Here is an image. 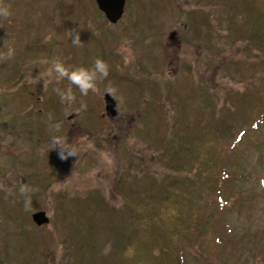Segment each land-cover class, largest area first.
Instances as JSON below:
<instances>
[{"label":"rangeland","instance_id":"1","mask_svg":"<svg viewBox=\"0 0 264 264\" xmlns=\"http://www.w3.org/2000/svg\"><path fill=\"white\" fill-rule=\"evenodd\" d=\"M244 1L126 0L113 24L95 0H4L13 16L0 19V264H132L136 254L128 244L137 225L120 214L125 194L145 188L156 194L163 186L179 197L195 192L178 186L168 162L177 156L176 102L186 99L195 125L203 116L193 91L217 104L264 80V62L257 61L264 49L252 26L244 17L232 23ZM256 1L264 8V0ZM52 58L86 67L102 58L109 76L100 92L82 96L74 88L75 101L61 102L58 90L67 80L44 87L33 79L46 67L41 61ZM108 87L116 117L106 113ZM197 127H190L189 147L203 136ZM259 127L256 143L224 152L229 186L212 188L200 212L215 211V235L224 244L217 257L227 264H264V124ZM54 136L75 156L62 159ZM220 195L227 205L216 203ZM41 210L50 222L39 226L33 214ZM142 238L158 251L153 238ZM205 262L190 254L185 263Z\"/></svg>","mask_w":264,"mask_h":264},{"label":"trees","instance_id":"2","mask_svg":"<svg viewBox=\"0 0 264 264\" xmlns=\"http://www.w3.org/2000/svg\"><path fill=\"white\" fill-rule=\"evenodd\" d=\"M259 5L256 0H245L243 12L237 11L240 14L232 23L240 22L244 17L264 49V8ZM203 20L211 24L208 17ZM257 61L262 64L264 57ZM193 98L195 101L198 98L201 109L196 113L201 118L203 116L202 122L200 118L196 121L203 136H194L196 145L189 147L190 127L196 128L197 124L193 125L195 121L191 120V113L186 108V99L176 102L181 106V113L175 121V136L178 139L172 141L177 156L169 158L168 162L178 172L174 179L181 183L178 186L195 192L186 194L182 190L179 197L178 191L174 192L176 188L165 190L163 186L156 194L147 188L125 194L120 214L132 221L134 219L137 225L134 227L136 236L128 244L135 250L134 257L136 254L132 264L139 259L144 260V264H186L190 254L196 256L198 261L206 259V264H227L223 258L217 257L223 253L224 244L221 247L223 239L215 235V211L207 209L205 216H201L200 212L207 207L206 201L210 200L212 188L215 191L229 186V174L225 171L228 157H223L224 152L229 151L226 153L229 155L243 141L257 142L254 133L260 134L259 125L264 124V80L258 87L236 91L228 97L226 95L217 104L210 96L197 90L193 91ZM220 103L224 107H220ZM224 195L216 199L220 206L228 204V198ZM216 210H219L217 205ZM142 236L153 238L158 251L144 243ZM211 239L216 245L212 248ZM259 260L264 262V256H260Z\"/></svg>","mask_w":264,"mask_h":264},{"label":"clouds","instance_id":"3","mask_svg":"<svg viewBox=\"0 0 264 264\" xmlns=\"http://www.w3.org/2000/svg\"><path fill=\"white\" fill-rule=\"evenodd\" d=\"M13 16V11L10 4L0 0V19L10 20ZM74 43L79 42V36L77 35ZM14 55V50L9 49L7 58H11ZM43 65H46L44 70L39 73L38 76L33 78L35 82L39 83L43 81L44 87L51 82H62L68 81V86L64 90H58L61 102L73 103L76 99L74 88L78 89L82 96H87L89 92L98 93L100 92V84L107 79L110 72L109 64L102 58H96L90 67L86 66H70L59 58L44 59L41 61ZM108 92H114V89L108 87ZM86 107V105H82ZM57 130L59 125L56 126ZM53 149H59V154L62 159H67L69 156H75V152L68 147H65V142L62 138L53 137ZM112 248L111 243L105 245L102 250V254L107 255L110 253Z\"/></svg>","mask_w":264,"mask_h":264},{"label":"water","instance_id":"4","mask_svg":"<svg viewBox=\"0 0 264 264\" xmlns=\"http://www.w3.org/2000/svg\"><path fill=\"white\" fill-rule=\"evenodd\" d=\"M98 8L104 13L110 23H117L125 12L126 0H95ZM106 113L111 117H116L119 113L116 99L107 92L105 94ZM34 222L41 226L50 222V217L46 211H37L33 214Z\"/></svg>","mask_w":264,"mask_h":264}]
</instances>
